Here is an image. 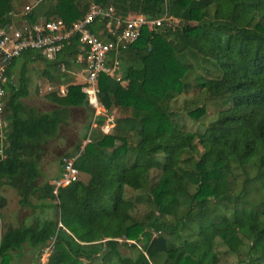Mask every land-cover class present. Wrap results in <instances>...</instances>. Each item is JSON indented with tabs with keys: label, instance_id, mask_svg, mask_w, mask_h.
<instances>
[{
	"label": "trees",
	"instance_id": "1",
	"mask_svg": "<svg viewBox=\"0 0 264 264\" xmlns=\"http://www.w3.org/2000/svg\"><path fill=\"white\" fill-rule=\"evenodd\" d=\"M34 1L25 25L44 16L68 28L88 10L76 0ZM92 1L110 7L114 18L166 16L178 26L141 28L118 54L114 77L98 76L96 98L105 116H93L78 84L47 94L56 107L48 113L24 104L26 65L40 55L26 50L10 62L0 189L14 190L21 208H54L56 218L0 231V264L23 248L36 259L48 248L45 264H216L215 241L238 264H264L256 243L257 237L264 241V0ZM11 11V0H0V29L13 25ZM106 22L95 17L87 27L103 42L113 40L115 29ZM79 52L74 36L57 59L70 68ZM48 67L49 80L61 85L66 76L54 63ZM198 93L216 101V112L204 134L194 133L190 155L182 159L177 142L185 133L168 102ZM77 107L89 108L93 126H85L84 146L76 144L59 164L61 171L63 157L77 156L74 167L87 180L77 177L53 194L60 174L39 184V163L48 141L67 124L69 108ZM111 110V127L103 133ZM187 115L199 119L203 106ZM124 187L138 192L145 214L132 216L135 204L123 199ZM120 247L132 257L122 256Z\"/></svg>",
	"mask_w": 264,
	"mask_h": 264
},
{
	"label": "rangeland",
	"instance_id": "2",
	"mask_svg": "<svg viewBox=\"0 0 264 264\" xmlns=\"http://www.w3.org/2000/svg\"><path fill=\"white\" fill-rule=\"evenodd\" d=\"M92 0H76V3L79 6H87L88 8L92 5ZM34 0H11L12 11L11 15L14 18L13 25H20L21 21H25V13L23 11L24 6H29L30 8L33 5ZM20 16L22 19L20 20ZM24 18V19H23ZM39 22L46 21V17H39ZM37 19V18H36ZM34 18V20H36ZM52 20V19H48ZM47 20V21H48ZM60 20V19H59ZM37 22V21H36ZM27 23V22H26ZM32 24V23H31ZM168 24V23H166ZM172 26H178L175 23V20L170 23ZM16 68L14 69L12 75V82L16 81L17 71L19 67V62L16 64ZM38 67H33V63H28L26 65V76L29 79V86H28V96L22 100V102L28 106L35 105L40 106L42 109L48 108V105L44 102L45 100L41 96L39 101L33 98V75H35L36 69ZM203 73L199 70L194 71V74ZM65 75V74H64ZM74 77V76H73ZM80 77V76H78ZM84 81V76L81 75L80 79L74 81V83L79 84ZM56 92V88L52 91ZM196 97L186 96V97H174L172 100L168 102V106L170 111L174 114L175 122L180 127H183V131L185 135L178 140L177 142V149L181 152V158H186L190 155V148L193 143L194 133L204 134L207 124L216 112V101L212 100L205 94H196ZM34 100V102H33ZM203 106L204 113L202 117L195 120L192 119L187 115V111L194 109L195 107ZM97 112V113H96ZM90 110L87 107H77L73 108L70 111V116L67 125L60 126L57 136L49 141L46 145V153L42 160L39 163V172L40 177L38 179V183L42 184L48 179L51 181L55 176L60 174V158L67 153H72L73 147L76 144H80V148L84 146L85 139H82L84 129L86 125L92 127L91 124L93 122L92 116H90ZM113 113L110 112V114ZM106 114L103 110L93 111V116L103 115ZM113 115V114H112ZM92 125V126H91ZM106 126L107 128L111 127V119L110 115L104 120V124L100 127V130ZM81 142V143H80ZM79 180L82 183H85L87 177L83 174L78 175ZM157 173L153 174L151 177L152 182L157 181ZM138 192L133 191L128 187H124L123 189V199L128 200L135 204V210L132 213V216H141L142 214L146 213V206H144V202L142 199L137 198ZM0 196L4 200V205L0 208V231L4 230L6 227H16L19 224L29 225L33 219H46V218H56V211L54 208H43V209H24L21 208L17 203V196L15 191L8 187H3L0 189ZM32 203H37V201L32 200ZM44 204H56V201L49 202L44 201ZM120 242V240H117ZM256 243L261 254H264V241L257 237ZM48 250L44 249L38 259L35 258V253L32 250L27 248H23L20 251V256L16 257L13 255V258L9 264H45ZM120 254L122 256L132 257L133 253L129 250L125 249L124 247H120L119 249ZM214 252L217 254V262L216 264H238L237 258L233 255L227 254V250L223 247L219 241H215Z\"/></svg>",
	"mask_w": 264,
	"mask_h": 264
},
{
	"label": "built area",
	"instance_id": "3",
	"mask_svg": "<svg viewBox=\"0 0 264 264\" xmlns=\"http://www.w3.org/2000/svg\"><path fill=\"white\" fill-rule=\"evenodd\" d=\"M29 10V6L23 7L24 13L29 12ZM111 11L110 7L103 8L92 4L82 18L72 22L68 28L64 26L61 20L54 19L23 25L19 28L11 25L0 29V160L4 155L3 100L6 72L10 62L18 58L22 52L26 50L35 51L46 61L53 62L59 72H64L65 65L57 57L62 48L68 45L69 39L76 36L80 49L76 61L83 64L82 73L84 76L80 91L85 94L88 104L95 111H98L97 78L100 74L114 77L118 69V60L110 59V55L117 56L129 44L135 42L139 37L141 28L153 30L164 25V23L170 24L174 21L166 16L151 20L137 16L123 20L112 17ZM95 17L105 18L108 26L113 22L115 29L120 26L118 33L115 32V29L111 32L112 41L103 42L89 32L87 27ZM115 79L118 81L117 77ZM108 130L109 128L106 126L101 129L103 133H107ZM76 157H63L61 159L60 175L57 180L52 182L53 194L58 188H63L77 180L78 171L74 167Z\"/></svg>",
	"mask_w": 264,
	"mask_h": 264
},
{
	"label": "crops",
	"instance_id": "4",
	"mask_svg": "<svg viewBox=\"0 0 264 264\" xmlns=\"http://www.w3.org/2000/svg\"><path fill=\"white\" fill-rule=\"evenodd\" d=\"M33 4H35V1ZM39 20H40V18H37L36 20H34L33 24L39 22ZM25 24H26L25 21H21L20 25H16V27L19 28ZM36 54H38V53H36ZM78 54L76 55L74 61L72 62V67L67 68L65 66V71L60 72V74H65L66 78L64 79L63 83L59 86H55L54 83L49 80L53 76V74H52L51 68L48 67V64L53 63V62L46 61L44 58H42V56H40L39 58H36L35 56H33V67H36V66L38 67L36 69L35 75H33V98L36 99L37 101H39L40 99L35 98V97L39 96V98H40L42 96L43 99L45 100L44 102L48 105V108L42 109L40 106L35 105V102L33 100V102H34L33 107L36 108L39 112L48 113V112H50L56 108L53 103H51L50 101H48L46 99L45 96L47 94L51 93L55 88L59 92V94H63L67 85L76 84V83H74V81H77L78 79H80L81 75H83V73H82L83 64L76 61L77 57L79 56ZM118 56L119 55H117V56L110 55V59L112 58V60H114V59L117 60ZM110 59H109V62H110ZM78 76H80V77H78ZM125 83H126V81H122V82H120V85L123 86ZM82 84H83V82L79 83L78 85L82 86ZM61 90H62V92H61ZM36 95H38V96H36ZM71 109H73V108H69V116H70ZM100 109L104 111V109L99 105L98 110H100ZM111 112H112V110H111ZM112 114L113 113H111V114L109 113L111 121L113 118ZM106 116L108 117V115H106ZM68 120H69V117L67 119V123H68ZM65 125H67V124H65ZM65 125H63V126H65Z\"/></svg>",
	"mask_w": 264,
	"mask_h": 264
}]
</instances>
